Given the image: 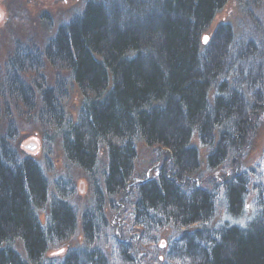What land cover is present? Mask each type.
<instances>
[{
  "label": "trees",
  "instance_id": "16d2710c",
  "mask_svg": "<svg viewBox=\"0 0 264 264\" xmlns=\"http://www.w3.org/2000/svg\"><path fill=\"white\" fill-rule=\"evenodd\" d=\"M226 1L87 0L42 53L15 50L6 93L60 134L66 163L84 171L95 202L79 218L85 245L59 261L44 259L77 228L69 182L55 181L50 198L43 168L19 154L15 126L8 122L0 135V264H141L139 244L155 245L167 227L178 234L156 264H264V192L257 191L244 225L211 227L216 192L237 219L248 178L233 170L211 190L188 181L197 167L193 137L209 150L208 165L216 169L244 147L264 111V32L256 44L221 24L201 43ZM43 60L66 71L81 92L75 122L65 120V81L49 85ZM27 73L34 74L29 84L22 79ZM138 142L166 153L167 164L161 161L155 176L133 182ZM100 149L106 154L102 170ZM130 188V219L138 231L125 239L113 231L117 261L98 244L106 223L101 207L103 196L122 197ZM45 207L42 223L38 213Z\"/></svg>",
  "mask_w": 264,
  "mask_h": 264
},
{
  "label": "rangeland",
  "instance_id": "374dc122",
  "mask_svg": "<svg viewBox=\"0 0 264 264\" xmlns=\"http://www.w3.org/2000/svg\"><path fill=\"white\" fill-rule=\"evenodd\" d=\"M87 0H0V135L6 130L7 123L13 122L15 133L13 145L20 155L30 156L43 168L48 181V196H55V181L66 180L69 182L68 191L70 196L68 202L74 207L77 216L76 231L63 244L54 245L44 256L50 261H59L67 251L77 249L85 245L83 234L80 230V215L94 206L95 198L92 185L83 170L67 164L61 146L60 134L55 131L46 120L38 118L32 113L25 111V107L15 101L6 93L3 82L8 74L9 59L15 50L20 47H34L40 53L46 47L48 41L54 36L60 24L66 23L84 8ZM221 24L230 25L234 37L246 40L258 41L264 32V0L258 3L253 0H227L224 6L212 19L208 29L201 36V43L205 44L214 33L216 27ZM203 38L206 40L203 42ZM257 44V42H256ZM44 61V60H43ZM41 73L49 85L61 80L66 83L67 95L63 100L65 120L75 122L83 102V96L78 87L72 82L64 70H58L54 66L43 62ZM23 81L31 83L32 73L22 75ZM29 77V78H28ZM212 92L208 94L209 101ZM37 106L40 105L38 98ZM5 109H8L6 114ZM49 123V122H48ZM34 143L36 148L28 151L25 145ZM191 144L196 148L197 167L192 174L190 182L199 187L212 189L221 187L222 182L233 171L238 170L248 178L247 193L244 198V207L237 219L227 214L225 201L221 191L216 192L214 212L210 220L211 227H220L224 224L244 225L251 219L255 211V199L257 191L264 192V111L257 116L253 126L252 135L248 142L239 151L228 154L224 164L212 169L208 165L209 150L193 137ZM105 150L100 149L98 154L97 169L102 170L106 163ZM166 153L154 148H148L145 144H136V158L134 161L133 175L131 180L139 182L145 178L156 175L161 161L167 164ZM131 188L125 191L122 197L103 196L102 214L105 217L104 228L101 229V239L98 244L102 249L112 255L117 261L113 237L128 238L135 235L137 228L131 223L130 207L133 200ZM134 191V190H133ZM39 219L43 223L47 216V207L39 213ZM114 229V230H113ZM114 231V233H113ZM178 232L172 227L164 228L155 245L141 243L138 253L141 264H156L162 260L167 247L168 239L176 236ZM144 241V240H143ZM130 242V241H129ZM114 264H120L114 262Z\"/></svg>",
  "mask_w": 264,
  "mask_h": 264
},
{
  "label": "water",
  "instance_id": "95a60500",
  "mask_svg": "<svg viewBox=\"0 0 264 264\" xmlns=\"http://www.w3.org/2000/svg\"><path fill=\"white\" fill-rule=\"evenodd\" d=\"M206 40V38H203V42ZM24 148L28 151H33L36 148V145L34 143H30L28 145H25Z\"/></svg>",
  "mask_w": 264,
  "mask_h": 264
}]
</instances>
